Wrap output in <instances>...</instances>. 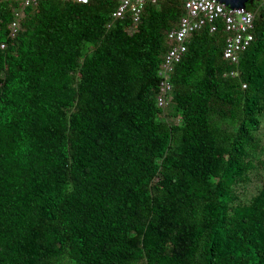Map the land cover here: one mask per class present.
Returning a JSON list of instances; mask_svg holds the SVG:
<instances>
[{"label":"trees","instance_id":"trees-1","mask_svg":"<svg viewBox=\"0 0 264 264\" xmlns=\"http://www.w3.org/2000/svg\"><path fill=\"white\" fill-rule=\"evenodd\" d=\"M262 2L237 63L192 34L163 109L183 0H0V264H264Z\"/></svg>","mask_w":264,"mask_h":264},{"label":"built area","instance_id":"built-area-1","mask_svg":"<svg viewBox=\"0 0 264 264\" xmlns=\"http://www.w3.org/2000/svg\"><path fill=\"white\" fill-rule=\"evenodd\" d=\"M16 1V0H12ZM23 7L34 6L40 0H17ZM87 2L88 0H74ZM164 0H119L117 8L113 11V19L130 16L134 23L141 20L147 4H157ZM185 12L177 26L167 32L170 42L169 49L164 54V65L158 72L159 88L156 96L158 106L166 109L169 106L173 92L172 77L176 66L182 61L188 51V44L195 31L209 27L211 32L219 29L222 24L227 34L224 56L234 63L239 62L241 54L255 39V12L247 8H231L217 0H183ZM264 7V0L262 2ZM22 11L16 12L20 18ZM17 25H14V32ZM5 45L3 44L2 47Z\"/></svg>","mask_w":264,"mask_h":264},{"label":"water","instance_id":"water-1","mask_svg":"<svg viewBox=\"0 0 264 264\" xmlns=\"http://www.w3.org/2000/svg\"><path fill=\"white\" fill-rule=\"evenodd\" d=\"M218 2L224 3L231 8H247L248 2H254L256 0H217ZM249 10V9H248ZM252 12V10H249Z\"/></svg>","mask_w":264,"mask_h":264}]
</instances>
